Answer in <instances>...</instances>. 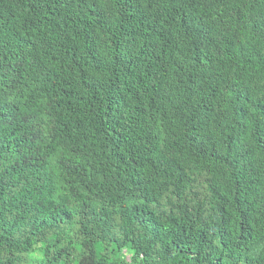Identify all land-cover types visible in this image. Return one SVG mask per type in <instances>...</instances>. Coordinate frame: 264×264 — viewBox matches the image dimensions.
<instances>
[{"label": "trees", "instance_id": "1", "mask_svg": "<svg viewBox=\"0 0 264 264\" xmlns=\"http://www.w3.org/2000/svg\"><path fill=\"white\" fill-rule=\"evenodd\" d=\"M0 264H264V0H0Z\"/></svg>", "mask_w": 264, "mask_h": 264}]
</instances>
